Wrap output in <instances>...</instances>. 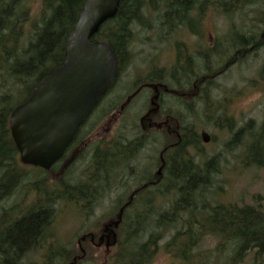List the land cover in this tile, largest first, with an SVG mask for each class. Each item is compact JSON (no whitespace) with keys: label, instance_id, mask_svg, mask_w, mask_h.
<instances>
[{"label":"trees","instance_id":"trees-1","mask_svg":"<svg viewBox=\"0 0 264 264\" xmlns=\"http://www.w3.org/2000/svg\"><path fill=\"white\" fill-rule=\"evenodd\" d=\"M85 1L40 0L39 17L35 22V19L25 18L28 10L21 9L24 0H0V194L19 188L28 178L19 177L21 170L16 161L18 154L9 130L10 113L27 98L43 77L62 64L65 42ZM143 2H147V5ZM261 4H264V0H120L114 18L102 24L93 39L107 43L113 50L120 76L123 66L129 63L132 56L129 46L134 41L136 30H157L161 33L160 38L166 36L171 41L178 34L183 37L185 34L181 31L187 27L190 35L196 37L194 49H199L200 44L208 48L201 53L198 50L197 53L196 59L202 63V67H193V60L190 64L186 56L188 49L180 42L174 49L184 50L182 65L177 53L176 62L170 69L157 70L153 65L149 78L143 77L138 84L152 83L149 85L156 86L157 82H161L163 86L167 84L169 89L180 92L179 85L188 80L185 92L188 89L192 92L193 80L200 77L204 113L218 105L217 99L208 96L206 88L215 86L216 80L228 72L230 66L245 59L251 62L261 60L262 66L258 67L257 73L259 83H264V53H260L264 50V7ZM152 11L156 24L153 29L145 18ZM208 14L222 17L226 22L224 33L213 36V42L205 40L204 30L207 27L204 25ZM236 16L238 25L233 20ZM30 22H33L32 26L25 32L24 29ZM193 54L196 55L194 52ZM209 63L215 65L209 66ZM170 80L174 85L169 83ZM116 82L114 91H117L119 84ZM19 88L25 90L26 94L21 100L15 101ZM120 102L121 99L106 107L119 106ZM123 106L122 115L126 111ZM171 115L176 119L174 113ZM217 119H221V128L226 116L221 114ZM262 120L260 125H252L255 120L249 118L244 134L247 142L244 139V152L241 153V159L248 161L246 167H264L261 163V158L264 159V119ZM138 126L134 127L136 131H139ZM186 129L183 128L184 139H189V145H192L193 139L194 147H198L199 141L194 137V132ZM139 136L142 138L135 136L131 140H121L112 149L94 156L98 172L85 169L87 180L92 186L105 188L109 173L114 169H123L131 155L135 159L140 150L146 148L143 142L148 137H143V134ZM239 136L237 134L235 138ZM178 143L181 147L168 155L170 160L164 180L149 191H145L142 186L139 191L131 192V196H135L133 204H130L132 197L121 204L114 242L102 264H149L156 254L158 242L168 234L170 236L163 245V250L170 256L169 264H242L248 255L255 261L259 257L264 259V215L259 209L249 206L214 204L213 197L207 193L219 174L213 166L217 163V157L205 159L199 165L186 152L187 144L181 145V141ZM129 172L134 175L131 177L138 176L136 171ZM148 177L150 176L141 179L140 183L144 185L146 182H154ZM44 180V177L37 180L42 193L33 194V199L38 196L41 199L38 209H31L20 219L17 218L23 211L21 213L19 208L14 210L18 216L0 211V264H82L83 261L74 260L76 251L73 247L67 252L63 250L64 242L55 230L59 206H63L65 200L75 203L76 198L90 201L100 192H92L91 187L76 182L72 184L62 181L49 185ZM28 188L37 187L31 184ZM207 196L210 197L209 202ZM204 197L206 201H203ZM154 207L159 210L155 211ZM207 236L216 241V247L202 250L201 244ZM52 246L57 247V253L49 256ZM27 254H30V258L23 260Z\"/></svg>","mask_w":264,"mask_h":264},{"label":"rangeland","instance_id":"rangeland-1","mask_svg":"<svg viewBox=\"0 0 264 264\" xmlns=\"http://www.w3.org/2000/svg\"><path fill=\"white\" fill-rule=\"evenodd\" d=\"M143 3L147 5V2H143ZM261 5L264 7V4ZM21 9L28 10V16L25 17L26 19H31V20L35 19L36 21L39 17L40 0H24ZM145 18L147 23L149 25H152L150 26L152 27L151 29H153L154 26L156 25L154 24V12L153 11L150 12V14L146 15ZM233 20L234 23L238 25V17L237 16L234 17ZM33 22H30L28 24L29 27L26 26V28L24 29V31L26 30L25 32L29 30ZM204 26L207 27V30L204 31L206 32L205 40L206 42H208L210 41L209 34H211L212 36H216L224 33V29L226 28V22L224 21V19H222V17H218L214 14H211L209 16L208 14ZM227 31L228 30H226V32ZM134 33H135L134 41L131 43L130 45L131 47L129 46V50L132 56L129 60V63H127L125 67L123 66L120 76H118L119 78H117L118 79L117 82L119 83L116 89L117 91L111 89V91H109V93L101 100L100 106L92 115L93 118L99 116L102 113V111L105 108H107L106 106L108 104L118 102L120 99H121L120 102L121 105L125 101L124 100L126 98L125 93L128 92V94H130L133 92L131 97L129 98V100H131L133 97L132 101L129 104L123 106L124 109L126 110L125 116L119 118L115 113V111H113L110 113L108 117H105L103 119L104 121L101 123L100 130L107 129V127H109L108 130L115 131L116 126H118L119 123H121L122 126H125L122 130V134L120 138L116 141V143L125 139L131 140L137 135L136 128L134 127L140 124L139 119L148 110L151 91L147 89L139 93L136 90L137 89L136 86L138 82L142 80L143 77L149 78V74H150L149 72H152L150 71L151 66L154 65V69L157 70H161V69L168 70L174 64V62H176L175 58L177 53L181 58V62H180L181 65L185 59L184 50L180 49L178 51L174 49V47L176 44H180V42H183L185 46V42L187 40L186 35L180 37V35L178 34V36H173L172 40L169 41L170 39L167 40L166 36L160 38L161 33L157 30L146 32L145 30L139 29L136 30ZM195 43H196V39H194L192 43L193 45L190 48H187L189 51L186 50V56H188L190 60L189 61L190 64H192V60H193V63L195 65L193 67L198 66V68H200L202 67L201 66L202 63L198 62V60L196 59L198 57L197 53L203 52L202 50L206 51L208 48H205L203 46L204 44L203 45L200 44L201 47L198 46L199 49L195 50L194 49ZM193 52L196 55H194ZM263 52L264 50H261L260 53ZM212 62H214V58ZM212 64L214 63H209L208 65L212 66ZM260 66H262L261 60H256L255 62H251L249 59H245L242 65L236 64L235 66L236 68L230 69L228 72H226L224 75H222L219 79L216 80V85L219 86V89L218 91L214 92L212 95L213 97H216L217 100H219L218 102L219 110L220 109L224 110V99L232 98L234 100L233 108L236 109L238 113L242 111L243 113H246V115H248V118H253L255 120V122L252 121V125L255 123L257 125H260L262 123L263 120L261 121V119L262 118L264 119V83L263 84L257 83L260 82L257 73L258 67ZM1 77L2 75L0 73V78ZM169 83H173L174 85V82H172L171 80L169 81ZM171 88H177V86ZM25 94H26L25 90L20 88L17 89L14 100L15 101L21 100L25 96ZM121 95H124V97ZM129 100H127V103ZM164 105L168 109H170V112L174 114H177L174 110L176 111L179 110V112L182 113L181 110L183 108V105H181L180 102L176 100L173 101L171 97H167V96L165 97ZM187 113L191 114V112H188L187 110L186 113L181 115L182 126L183 125L187 127L189 126L190 128H188V132H190L191 130L195 132L194 130L196 127H198V125L193 124L191 116L187 115ZM218 115H219L218 111L215 112V115L211 114V116L207 114V111H205L204 113L200 114L197 117V122L201 123V125H205L204 127L205 132L213 138L209 145L206 146L204 145V147L201 148V154L204 156V159H209L211 157L216 156L217 165L214 164L213 166L219 172L218 174L219 176L216 175V177L214 178V184L209 191L210 193L208 192L207 194L213 197L214 204L233 203L236 204L238 207L249 206L254 209H259L261 213L264 215V167L253 166V165L246 167L248 161L241 159L242 158L241 152H238L241 149L235 150L238 159L236 158V160H234V158L232 157L233 151H231L230 145L228 146L227 137H226L227 134L225 130L216 127L215 125L207 123V122L210 123L219 122L220 119L219 120L217 119ZM159 117L163 120H167L169 126L171 127L175 126L177 124V121L180 120V118L175 119L170 113H166V111H163V113H161ZM225 126H226V122L224 121L223 127ZM199 131L200 130H198V133ZM240 138L241 135L238 137L237 142L241 141ZM174 140L178 142L177 138ZM192 141L193 139L191 140V142ZM184 142L188 143L185 146L188 147V145L190 144L189 139L186 138ZM199 146L200 145H198V147ZM140 151L141 152L138 154L135 160L136 159L142 160L148 158L149 155L151 157L156 156L155 144L153 142H150L149 145L146 146V148L141 149ZM227 152L231 154L226 155ZM155 160L156 159L144 161V163L148 161L147 170L151 171L150 167L153 165ZM220 160H221V164H219ZM76 161H77L76 159H73L69 162V164L66 166L67 168L65 169L66 173L67 171L70 170V168L75 164ZM194 162L197 163L198 161L194 160ZM261 163L262 165H264L263 158H261ZM133 170L136 171L135 174L136 175L138 174V176L135 178L134 177L130 178V185L128 187L130 192L139 191L140 190L139 188L140 187L142 188L143 186V183H140L141 179H144V177L147 178V176L151 175V172L146 171L142 168H136V169L134 168ZM133 170L132 173L134 172ZM221 172L223 174H220ZM68 174H70V172H68ZM36 176L38 178L44 177V179L45 177H47L43 173L40 174L36 173ZM131 176L134 175L132 174ZM31 179L32 177L27 178V184L29 183L28 181H32ZM112 180L116 182V177L113 176ZM44 181H46L45 183L48 184L46 179ZM36 184L37 186L40 187L39 181H37ZM137 184H139L140 186L139 187L136 186ZM27 194L30 195L28 196V198L30 200H33V193L27 192ZM206 198L208 200L207 202H209L210 197L207 196ZM206 198L204 197L203 201H206ZM59 208L60 211L63 212L62 214L60 213L59 217L57 218L55 230L60 235V238L64 242V243L62 242L65 245V246L62 245L63 250L67 252L69 251V249H71V247H73L76 251V256H77L76 258L80 259V261H83L82 264H102L107 258L108 254L110 253V249L107 251L105 245H102L101 247H95V246L87 245L86 242H82L81 243L82 246H77L76 244L77 238L80 237L78 236V234H80V231H85L92 228V226H90L91 218L90 219L88 218L87 223H85V220L81 223L78 219V216L69 212L70 209L68 208L62 209L61 206H59ZM154 210L158 211L159 209H157L156 207ZM111 213L112 212L106 213L105 218L107 216H110ZM100 216H101L100 214H97L96 219L99 218ZM92 220H94V218H92ZM84 224L86 225V227L81 228ZM99 230L100 231L102 230L101 226H99L95 230H92L91 232H93L97 236H100L101 234H99L100 233ZM169 236H170L169 234L166 235L165 238L161 239L158 242L156 254L152 258L149 264L170 263V256L165 254L163 250V245L168 240ZM214 247H216V241L210 236L205 237L201 244V249L210 250L213 249ZM56 253H57V247L52 246L49 249V256H52L53 254ZM242 264H264V259L263 258L261 259L259 257L257 261H255V259H253L251 255H248Z\"/></svg>","mask_w":264,"mask_h":264},{"label":"flooded vegetation","instance_id":"flooded-vegetation-1","mask_svg":"<svg viewBox=\"0 0 264 264\" xmlns=\"http://www.w3.org/2000/svg\"><path fill=\"white\" fill-rule=\"evenodd\" d=\"M181 33L187 36L185 46L187 48H190L193 45L192 43L196 37L193 34L190 35V30L187 29V27L183 28ZM209 37H210L211 42H213L214 40L213 36L209 34ZM236 64L242 65L243 60ZM236 64L230 66L231 67L230 69L236 68L235 67ZM199 78L200 77L193 80V83L191 85L192 92H189L190 89H188L185 92V85L187 84L188 80H186L184 84L179 85L181 88L180 92H176L174 89H169L167 84H166L167 87L163 86L164 84L161 82H157L156 86L154 87L149 85L152 83H146V84L139 83L136 86L137 88L136 90L139 93L147 89L151 91V96L149 98V107L146 113L142 116L143 119H139L140 120V124L138 126L139 131H137L139 132V134H137L136 137L142 138V136H139V135L143 134V137L145 136L146 138L148 137V140L143 142V144H145L146 146L149 145V142H153L155 144V150H156L155 157H151L149 155L148 158H145L142 160L134 159L133 161V156L131 155L130 158H128L127 160L128 162L124 165L123 169L121 170L114 169L111 173H109L107 186L105 188H101V187L96 188L92 186L91 183L87 180L88 178L85 173V169L98 172V167H96L94 164V156L97 155L99 152H105L106 150L112 149L113 145L116 143V141L120 138L122 134V130L125 126H122L121 123H119L118 126H116L115 131L108 130L109 127H107V129L100 130V127H101V123L104 121L103 119L105 117H108L110 113L113 111H115V113L117 114L119 118L125 116V114L122 115L121 113V106L129 104L133 99L132 97V99L129 100L133 92L130 94L126 92L125 93L126 98L124 99L125 101L121 105L119 106L109 105L105 110L102 111V113L99 116L95 118H93L92 116L93 111L92 113H90L85 123L77 131L72 143L66 149L61 159L58 162H56L54 165H52L49 170L45 171L38 167L24 164L21 162L19 155H18L16 161H17L18 167L21 170L19 177L20 176L32 177L31 179L32 181H28L29 183L26 184L27 181L25 180V182L19 188L12 190L11 192H8V193L6 192L4 194H0L1 213L18 216L16 215V213H14V210L15 208H20L21 213L23 211V214L20 213L21 216H18L19 218H17V219H20L27 212L31 211V209L35 210L40 207V202H41L40 197L39 196L36 198L34 197L33 200H30L28 198V196L30 195H28L29 193L27 194V192H35L33 194L42 193L40 192V187L37 186L35 182L36 180H39V178L36 176V173L45 174L47 176L45 177V179L47 180L49 185L61 183L62 181L69 182V183L76 182L78 184H82L83 186L91 187L92 192H100L95 197H92L90 201H85L83 200V198H80V199L76 198L77 201L75 203L67 201V200L64 201L65 203L63 204V207L70 209L69 212L78 216L81 223L84 220H85V223H87L88 218L89 219L91 218L90 226H92V228H90L89 230H85V232L81 234L82 235L81 238L84 237V239H82L83 240L82 242H86L87 244H91L93 246L106 245L110 243L112 240L110 238L111 235H110L109 230L107 231L105 229H103V231L99 230L100 232L99 234H101L100 236H97L91 231L95 230L96 228L102 225L101 220L105 219V222H107L105 225H107L108 221L110 219H114L116 215L118 214V212L121 211L120 210L122 207L121 204L125 201H129L130 198L132 197L131 192L128 188L130 185V178H131V174H130L131 172L129 171H132L134 168L135 169L142 168L146 171L151 172L150 177L152 178V180H154V182H151V181L146 182L143 185V189L145 191H149L150 189H152V187L157 186L161 181L164 180L165 174L167 173L169 160H170L168 155L171 152L173 153L174 150H177L179 149V147H181L179 146V143H178L179 140L181 141V145H184L185 136H184L183 131L187 130L186 128H190L189 126L187 127L185 125H183L184 130L182 128L181 115L186 113L187 110L188 112H191V114L187 113V115L191 116L193 124L198 125V127H196L194 130L195 131L194 137L196 138V140L199 141L200 146L194 147L193 143L191 142L192 145H189L188 147H186V152L189 155H192L191 160H197L199 165L204 163L203 161L205 159H204V156L201 154V148H203L204 145L205 146L209 145L213 138L209 135L210 141L207 143H203L201 139V132L205 131L204 130L205 125H201V123L197 122V117L200 114H202L204 111V108H202L203 105L201 104V79ZM152 79H155V78H152ZM218 89H219V86L217 85L213 87L208 86L206 88V92L209 97L216 100V97H213L212 94L218 91ZM166 96L171 97L173 101L179 100L178 102H180V104L183 105V108L181 110L182 113L179 112V110L177 111L174 110L177 113L175 114L176 119L180 118V120H178L177 124L173 127L169 126L167 120H163L159 117L161 113H163V111H166L168 113L170 112V109H168L164 105ZM190 99L192 103H190L191 102L189 101ZM127 100H129L128 103H127ZM233 105H234V100L232 98L224 99V110H221V109L219 110L218 109L219 105H215V107H211L207 111V114H209L210 116L211 114L215 115L216 111L219 112L220 116L221 114H225L226 126L225 127L222 126L221 129H224L227 134L226 137H227L228 146L230 145V149L231 151H233L232 157L234 158V160H236V158L238 159V156H237V153H235V150L241 149L238 152H241V153L244 152L243 144H244L245 138H246L245 143L247 142V136L244 137V134L248 128L249 118H248V115H246V113H243L242 111L238 113V111L233 108ZM111 106L113 107V109L111 108ZM94 112H95V109H94ZM105 114H108V115L106 116ZM220 120L217 123H212V125H215L216 127L220 128V123H221ZM198 130H200L199 133H198ZM237 134L241 135L240 142H237L238 137L235 138V135ZM176 138L178 139V142L174 140ZM182 138L184 139L183 141H182ZM186 144L188 143L186 142ZM194 151H196L197 153ZM227 154L229 155L231 153L227 152L226 155ZM73 159H76L77 161L70 168V170L67 171L66 173V170H65L67 168L66 166ZM153 159H156V160L153 163V165L151 164L152 165L150 167L151 171L147 170L148 161H146L145 163L144 161L153 160ZM219 159H222V158H219ZM219 164H221V160ZM68 172H70L71 175L68 174ZM220 174H223V173L221 172ZM113 176L116 177V182L112 180ZM31 184H33V186L37 188H33V190L28 188V186ZM134 197L135 196L133 195L130 204H133ZM103 208H106V209H103ZM128 209H131V208H128ZM62 212L63 211H59L58 217L60 213L62 214ZM108 212H112V213L110 216H107L105 218V214ZM97 214H100L101 216L96 219ZM92 216L94 217V220H92L93 218ZM84 227H86L85 224L83 225V228ZM37 255L39 256V253H37ZM34 257H35V254L33 255V262H34ZM25 258L29 259L30 254H27L26 257H23V260H25Z\"/></svg>","mask_w":264,"mask_h":264},{"label":"water","instance_id":"water-1","mask_svg":"<svg viewBox=\"0 0 264 264\" xmlns=\"http://www.w3.org/2000/svg\"><path fill=\"white\" fill-rule=\"evenodd\" d=\"M120 0H86L64 46L60 66L43 77L10 113L9 129L22 163L49 170L72 143L117 77L110 46L92 41L116 15ZM202 141L209 137L201 133Z\"/></svg>","mask_w":264,"mask_h":264},{"label":"bare ground","instance_id":"bare-ground-1","mask_svg":"<svg viewBox=\"0 0 264 264\" xmlns=\"http://www.w3.org/2000/svg\"><path fill=\"white\" fill-rule=\"evenodd\" d=\"M35 22H36V21H35ZM115 81H116V79H115ZM114 83H115V82H114ZM29 94H30V93H29ZM28 96H29V95H28ZM28 96H27V98H28ZM27 98H26V99H27ZM26 99H25L24 101H26ZM24 101H23L22 103H24ZM22 103H20V104H22ZM20 104H19V105H20ZM17 106H18V105H17ZM15 107H16V106H15ZM15 107H14V108H15ZM14 108H13V109H14ZM13 109H12V110H13ZM9 130H10V129H9ZM202 144H203V143H202ZM224 170H225V169H224ZM108 201H109V200H108ZM106 202H107V201H106ZM97 207H98V206H97ZM99 207H100V206H99ZM101 209H102V208H101ZM93 216H94V215H93ZM93 216H92V217H93ZM98 216H99V215H98ZM103 216H104V215H103ZM93 218H94V217H93ZM86 221H87V220H86ZM78 231H79V230H78ZM74 234H75V232H74ZM56 242H57V241H56ZM67 244H68V243H67Z\"/></svg>","mask_w":264,"mask_h":264}]
</instances>
